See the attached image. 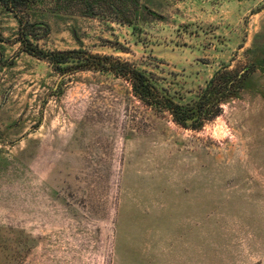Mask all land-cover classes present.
<instances>
[{
    "label": "rangeland",
    "instance_id": "obj_1",
    "mask_svg": "<svg viewBox=\"0 0 264 264\" xmlns=\"http://www.w3.org/2000/svg\"><path fill=\"white\" fill-rule=\"evenodd\" d=\"M27 13L50 28L40 49L127 62L179 103L219 72L239 78L217 116L185 128L127 77L60 75L21 53L0 5V264H264V0H34Z\"/></svg>",
    "mask_w": 264,
    "mask_h": 264
},
{
    "label": "trees",
    "instance_id": "obj_2",
    "mask_svg": "<svg viewBox=\"0 0 264 264\" xmlns=\"http://www.w3.org/2000/svg\"><path fill=\"white\" fill-rule=\"evenodd\" d=\"M33 2L34 0H0V5L18 19V42L21 43V53L48 62L60 75L75 74L80 71H102L127 77L132 83L134 93L144 103L168 111L173 121L182 127L197 130L205 120L217 116L220 104L226 100V93L238 82L239 76L219 72L199 98L183 104L176 100L169 89L159 84V79L154 73L137 69L127 62L82 50L44 51L34 44L33 40L44 38L50 28L47 24L27 19V12ZM214 108L217 109L214 111Z\"/></svg>",
    "mask_w": 264,
    "mask_h": 264
}]
</instances>
